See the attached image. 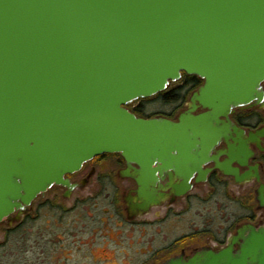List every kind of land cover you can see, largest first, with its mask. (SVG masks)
Returning a JSON list of instances; mask_svg holds the SVG:
<instances>
[{
    "label": "water",
    "instance_id": "water-1",
    "mask_svg": "<svg viewBox=\"0 0 264 264\" xmlns=\"http://www.w3.org/2000/svg\"><path fill=\"white\" fill-rule=\"evenodd\" d=\"M182 73L204 84L179 122L129 109ZM263 82L264 0H0V220L104 153L144 168L149 204L152 164L229 139ZM167 264H264V225Z\"/></svg>",
    "mask_w": 264,
    "mask_h": 264
},
{
    "label": "flooded vegetation",
    "instance_id": "flooded-vegetation-1",
    "mask_svg": "<svg viewBox=\"0 0 264 264\" xmlns=\"http://www.w3.org/2000/svg\"><path fill=\"white\" fill-rule=\"evenodd\" d=\"M203 84L198 76L182 73L169 85L177 96L181 94L180 100L166 104L169 111L153 110L145 99L129 109L145 119L162 116L179 122ZM207 111L199 108L194 114ZM229 119L231 137L222 138L209 153H203L198 139V149L191 156L174 151L171 164L165 160L152 164L148 188L153 199L149 204L140 192L144 180L140 164H129L117 152L85 162L66 176L76 185L69 195L68 188L54 185L30 205L0 220V264H29L37 256L43 264L63 259L68 264L81 252L83 259L86 255L81 264H96L92 253L96 242L106 244L99 248L113 246L114 254L137 246L132 264H167L204 249L220 250L239 229L263 226L264 100L234 108ZM234 126L242 132L240 136ZM240 144L245 151L237 154L233 150ZM228 163L235 172L222 167ZM186 184L190 189L183 192ZM50 193L56 195L49 198ZM85 203L101 213L68 214ZM131 230L144 233L132 245L124 236ZM1 249L7 252L1 254ZM99 252L101 256L106 253L105 249Z\"/></svg>",
    "mask_w": 264,
    "mask_h": 264
},
{
    "label": "rangeland",
    "instance_id": "rangeland-1",
    "mask_svg": "<svg viewBox=\"0 0 264 264\" xmlns=\"http://www.w3.org/2000/svg\"><path fill=\"white\" fill-rule=\"evenodd\" d=\"M143 102L149 104L150 108H152L153 110L159 111V112L170 110L165 103H163L160 99L156 98L155 96L152 98H149V99H145V100H143ZM55 195L56 194H54V193H50L47 195V197L52 198ZM71 203L72 202H70V204ZM89 213L98 215L101 212H100V209H97V210L93 209V207L91 205L86 204V203L81 205L79 210H77L76 212L75 211L68 212L69 215H71V214L86 215ZM142 234H144V233H141V232H138L135 230H131L130 232H126V234L124 236L126 237V235H127L128 242L132 245L134 243V240L137 241L141 237ZM79 235H80V232H79ZM0 236H1V233H0ZM82 236H84V235L82 234ZM83 238L85 239V237H83ZM100 245H104L103 247H105L106 244H100V243L96 242V244L92 250L93 251L92 252L93 253V259H95L96 264H117V263L118 264L119 263L132 264L134 261H136V257H137V253H136L137 249L136 248H137V246H134L131 248L124 247L122 249L126 253H118L117 252L114 254L113 253L114 251L111 249L113 246H110V247L107 246V248H99ZM102 249H105V251H106L104 256H101V254L99 252ZM1 251H2L1 254H4L5 252H7V250H4V249H1ZM81 254H82V252L79 254H76L75 256L73 255L72 261H69L68 264H81L82 261H85L86 255L83 259V255H81ZM138 256H140V255L138 254ZM37 257H35V259H33V260H30L29 264H34V262H35V264H43L42 260L38 261ZM140 257H138V261H139ZM90 262H92V259L90 260ZM50 264H65V260L64 259L62 261L58 260L57 263H50Z\"/></svg>",
    "mask_w": 264,
    "mask_h": 264
},
{
    "label": "trees",
    "instance_id": "trees-1",
    "mask_svg": "<svg viewBox=\"0 0 264 264\" xmlns=\"http://www.w3.org/2000/svg\"><path fill=\"white\" fill-rule=\"evenodd\" d=\"M175 95H176V91L168 87L165 91L159 93L155 97L160 99L163 103L168 104L169 102L180 100L181 94H179L178 96Z\"/></svg>",
    "mask_w": 264,
    "mask_h": 264
}]
</instances>
